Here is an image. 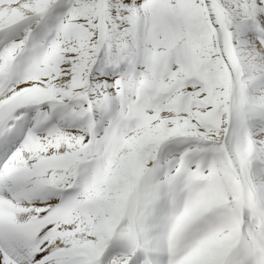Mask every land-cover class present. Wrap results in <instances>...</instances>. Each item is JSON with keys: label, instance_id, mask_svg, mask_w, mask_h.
<instances>
[{"label": "snow or ice", "instance_id": "obj_1", "mask_svg": "<svg viewBox=\"0 0 264 264\" xmlns=\"http://www.w3.org/2000/svg\"><path fill=\"white\" fill-rule=\"evenodd\" d=\"M0 264H264V0H0Z\"/></svg>", "mask_w": 264, "mask_h": 264}]
</instances>
